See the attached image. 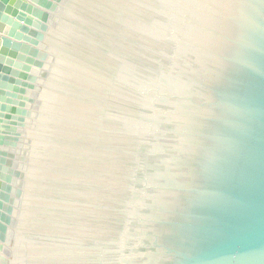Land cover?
<instances>
[{
	"label": "water",
	"instance_id": "1",
	"mask_svg": "<svg viewBox=\"0 0 264 264\" xmlns=\"http://www.w3.org/2000/svg\"><path fill=\"white\" fill-rule=\"evenodd\" d=\"M0 264H264V0H0Z\"/></svg>",
	"mask_w": 264,
	"mask_h": 264
}]
</instances>
